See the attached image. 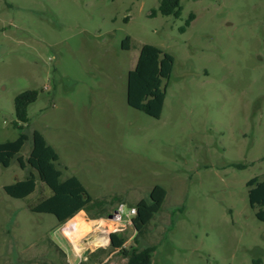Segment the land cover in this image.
<instances>
[{
    "label": "rangeland",
    "instance_id": "374dc122",
    "mask_svg": "<svg viewBox=\"0 0 264 264\" xmlns=\"http://www.w3.org/2000/svg\"><path fill=\"white\" fill-rule=\"evenodd\" d=\"M159 4L0 0V143L20 133L15 97L37 91L21 156L38 131L64 178L105 203L69 231L73 218L60 226L31 210L52 195L47 186L12 198L5 186L27 171L0 166V264H127L110 235L134 243L129 212L156 185L168 197L140 237L156 247L152 264H264V222L247 187L264 181V0H181L180 16L153 17ZM145 45L175 60L158 119L128 103Z\"/></svg>",
    "mask_w": 264,
    "mask_h": 264
},
{
    "label": "trees",
    "instance_id": "16d2710c",
    "mask_svg": "<svg viewBox=\"0 0 264 264\" xmlns=\"http://www.w3.org/2000/svg\"><path fill=\"white\" fill-rule=\"evenodd\" d=\"M181 0H160L158 9H154L153 17L180 16ZM195 20L190 14L181 32H186ZM130 38L125 40V48L129 49ZM174 57L162 50L145 45L142 47L136 68L130 72L128 80V103L132 108L153 118H160L163 112L169 80L174 70ZM38 92L28 90L15 97L16 121L14 127L20 130L16 140L0 143V166L8 168L13 161H17L20 168L27 171L25 179L5 186V192L12 198L25 199L37 191L38 182L47 186L52 195L39 200L31 207L32 212L38 214H52L61 226L74 218L81 211L90 215H104L105 203L93 200L81 182L74 176L64 178V171L60 163V156L46 138L34 131L32 150L27 159L21 152L28 140L25 126H29V107L38 99ZM242 168L243 165H233ZM249 201L253 209H258L256 216L264 222V181L258 177L247 183ZM168 197V191L161 185L151 190L148 198L142 199L135 205L136 214L132 218V225L137 238L130 246H125L127 239L119 233L111 234V251H118L127 260V264H152L156 247L143 245L140 237L145 234L147 227L162 211Z\"/></svg>",
    "mask_w": 264,
    "mask_h": 264
},
{
    "label": "bare ground",
    "instance_id": "6f19581e",
    "mask_svg": "<svg viewBox=\"0 0 264 264\" xmlns=\"http://www.w3.org/2000/svg\"><path fill=\"white\" fill-rule=\"evenodd\" d=\"M83 219H84L83 218V214H80V215L76 216L75 218H73L67 224V230H69V231H76L77 227H80V226H82L85 223Z\"/></svg>",
    "mask_w": 264,
    "mask_h": 264
},
{
    "label": "built area",
    "instance_id": "2783aa9c",
    "mask_svg": "<svg viewBox=\"0 0 264 264\" xmlns=\"http://www.w3.org/2000/svg\"><path fill=\"white\" fill-rule=\"evenodd\" d=\"M122 212H123V209H121V212L118 211L119 214L122 213ZM129 214H130L131 216L134 217V215L136 214V209H135V208H132V209L130 210ZM120 216H121V215H120Z\"/></svg>",
    "mask_w": 264,
    "mask_h": 264
},
{
    "label": "water",
    "instance_id": "95a60500",
    "mask_svg": "<svg viewBox=\"0 0 264 264\" xmlns=\"http://www.w3.org/2000/svg\"><path fill=\"white\" fill-rule=\"evenodd\" d=\"M110 241H111V235H110Z\"/></svg>",
    "mask_w": 264,
    "mask_h": 264
},
{
    "label": "crops",
    "instance_id": "0c3cea01",
    "mask_svg": "<svg viewBox=\"0 0 264 264\" xmlns=\"http://www.w3.org/2000/svg\"><path fill=\"white\" fill-rule=\"evenodd\" d=\"M19 181V180H18ZM59 225V224H58Z\"/></svg>",
    "mask_w": 264,
    "mask_h": 264
}]
</instances>
